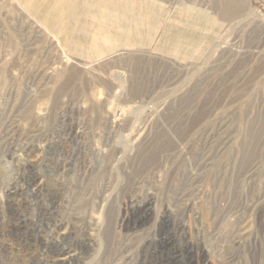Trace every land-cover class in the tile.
Wrapping results in <instances>:
<instances>
[{"label": "rangeland", "instance_id": "1", "mask_svg": "<svg viewBox=\"0 0 264 264\" xmlns=\"http://www.w3.org/2000/svg\"><path fill=\"white\" fill-rule=\"evenodd\" d=\"M106 1L0 0V264H264V0Z\"/></svg>", "mask_w": 264, "mask_h": 264}, {"label": "bare ground", "instance_id": "2", "mask_svg": "<svg viewBox=\"0 0 264 264\" xmlns=\"http://www.w3.org/2000/svg\"><path fill=\"white\" fill-rule=\"evenodd\" d=\"M104 3V2H103ZM62 4V3H61ZM61 4L60 3H55V5H53V9L50 11V13H49V15L47 16V19H44L45 20V23L51 28H53V26L55 25L56 27H60V26H63L64 24L66 25V27H67V21L64 19L65 17H59L57 14H56V11L58 10V8L61 6ZM120 6V1L119 0H108V2L106 1L105 3H104V9L105 10H103L105 13H107V14H109L110 16H106V15H104V17H103V19L104 18H106V19H109V21L111 22V23H116V22H122V19L119 17V15H120V12L121 11H123L124 9H122V8H120L119 6H118V8L117 7H115V8H113V6ZM47 6H49V4H47ZM230 7H232L234 10H235V6L233 5V6H230ZM249 7V6H248ZM126 8H127V6L125 7V10H126ZM231 9V8H230ZM124 10V11H125ZM237 11V10H236ZM119 13V14H116V13ZM126 12V11H125ZM234 12V11H233ZM250 12V11H249ZM71 13V12H70ZM104 14V13H103ZM233 14V13H232ZM71 16V14L70 15H68V20H69V17ZM260 16V15H259ZM262 16V15H261ZM118 17H119V19H118ZM233 17V16H232ZM261 19V18H260ZM259 22H260V24H261V26H262V28H264V20H259ZM65 27V26H64ZM149 204V200H144L143 202H142V204L141 205H143V207H146L147 205ZM147 208V207H146ZM64 255V254H63ZM67 258L68 257H60V258H58V261H60V262H64V263H66L67 262ZM68 260H69V258H68Z\"/></svg>", "mask_w": 264, "mask_h": 264}, {"label": "crops", "instance_id": "3", "mask_svg": "<svg viewBox=\"0 0 264 264\" xmlns=\"http://www.w3.org/2000/svg\"><path fill=\"white\" fill-rule=\"evenodd\" d=\"M23 1V3L24 4H27L28 2H30V1H37V0H22ZM94 2L95 1H97V0H93ZM82 4V0H80V5ZM78 7H79V2H78V6H77V8H76V12H73L72 14H71V18L70 19H72V18H75V16H76V18H77V13H78V11L79 10H81V6H80V9L78 10ZM67 14H69V13H67ZM71 26H69V31H71V28H70ZM71 33V32H70ZM68 34H69V32L68 31H66L65 29H61V33L59 32V33H57V34H55V38L57 39V41L60 43V44H67V42L65 41V40H67V37H69L68 36ZM64 35V36H63ZM71 36V38L73 37V33L70 35ZM63 37H65V39L63 38ZM71 38H70V43L68 42V44L69 45H71V43H72V41H71ZM171 54H174V53H172L171 52ZM176 55V54H175Z\"/></svg>", "mask_w": 264, "mask_h": 264}]
</instances>
